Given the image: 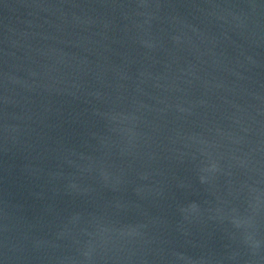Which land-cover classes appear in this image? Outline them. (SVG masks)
<instances>
[{
	"label": "water",
	"instance_id": "1",
	"mask_svg": "<svg viewBox=\"0 0 264 264\" xmlns=\"http://www.w3.org/2000/svg\"><path fill=\"white\" fill-rule=\"evenodd\" d=\"M0 264H264V0H0Z\"/></svg>",
	"mask_w": 264,
	"mask_h": 264
}]
</instances>
